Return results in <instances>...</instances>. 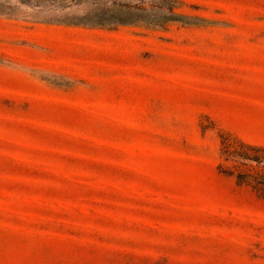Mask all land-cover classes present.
Here are the masks:
<instances>
[{
	"label": "rangeland",
	"instance_id": "obj_1",
	"mask_svg": "<svg viewBox=\"0 0 264 264\" xmlns=\"http://www.w3.org/2000/svg\"><path fill=\"white\" fill-rule=\"evenodd\" d=\"M226 139L264 146V0H0V264H264Z\"/></svg>",
	"mask_w": 264,
	"mask_h": 264
},
{
	"label": "trees",
	"instance_id": "obj_2",
	"mask_svg": "<svg viewBox=\"0 0 264 264\" xmlns=\"http://www.w3.org/2000/svg\"><path fill=\"white\" fill-rule=\"evenodd\" d=\"M139 3L143 2L140 1ZM137 13H146V10L140 5L132 8L122 6L108 11L100 10L86 14L80 17L79 21L80 25L90 23L94 26H102L110 21L121 22L124 19L136 17ZM222 155L225 160L233 161L231 170L225 169L223 173L234 177L237 186L248 187L258 200L264 202V146L236 139L234 141L226 139L222 141Z\"/></svg>",
	"mask_w": 264,
	"mask_h": 264
}]
</instances>
